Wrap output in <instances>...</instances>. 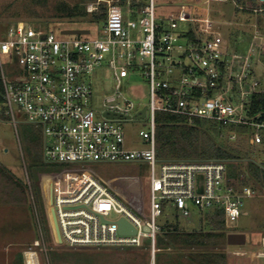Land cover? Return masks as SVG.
Listing matches in <instances>:
<instances>
[{
	"label": "built area",
	"instance_id": "1",
	"mask_svg": "<svg viewBox=\"0 0 264 264\" xmlns=\"http://www.w3.org/2000/svg\"><path fill=\"white\" fill-rule=\"evenodd\" d=\"M157 1L146 0L139 10L131 7V0H127V10L121 0L94 1L90 12L101 2L108 4V12L100 33L92 38H65L15 22L0 40V123L17 128L20 113L41 132L44 161L74 167L50 180L62 244L70 248L137 247L150 239L149 264H156L157 236L163 230L158 217L167 209L189 218L194 209L218 208L232 228L244 213L245 198L255 195L258 186L264 190L263 185L254 187L249 182L231 183L224 159L162 160L157 156L158 110L183 115L190 125L196 118L214 121L230 130V141L243 133L252 149L264 153V110L254 112L251 107L254 94L264 91L256 74L261 45L249 42L246 50H237L238 44L223 36L224 20L211 11L213 2L231 1L240 11L245 6L238 0H202L206 8L200 12L196 2L166 0L164 4L177 6L178 12L164 21L157 15ZM263 4L264 0H257L252 8L255 15L264 11ZM180 22L190 27L182 28ZM3 55L9 57L11 67ZM103 62L114 68L118 83L105 108L97 111L91 105L90 73ZM10 68L17 69L12 80L8 79ZM120 72L149 79L152 98L145 105L144 118L149 116L150 122L149 130L140 131L147 142L143 148L127 144L122 122L144 119L139 114L144 106L122 89ZM87 162L149 164V211L140 212L122 199L84 166ZM111 212L118 217L109 218ZM121 218L136 233L120 232ZM260 245L263 250L257 255L264 257V235Z\"/></svg>",
	"mask_w": 264,
	"mask_h": 264
},
{
	"label": "rangeland",
	"instance_id": "2",
	"mask_svg": "<svg viewBox=\"0 0 264 264\" xmlns=\"http://www.w3.org/2000/svg\"><path fill=\"white\" fill-rule=\"evenodd\" d=\"M94 1L96 0H0V40L6 37L9 25L15 22L30 23L35 28L52 30L65 38L95 37L103 28L104 21L96 23L90 21V18L66 17L62 15L61 10L62 6L82 3L90 13L88 9ZM189 1L196 2L198 4L196 8L200 12L205 11L206 4L202 0ZM164 3L166 0L157 1V15L166 21L169 16L178 12V7ZM211 11L216 18L224 20L221 30L228 42L233 45L234 43L239 45L245 41H248V44L254 41L260 43L262 56H256L258 61L256 74L260 81V88L264 89V18L261 19L257 15L252 16L242 11L238 12L231 1L213 2ZM180 24L182 28L190 27L188 22H180ZM68 28H87L91 32L88 34L61 33L63 29ZM237 31L238 36L234 34ZM3 60L8 63V67H11L8 56L3 55ZM15 72H17L15 68L7 70L9 80L13 79ZM120 75L123 79L122 89L129 98L138 105L141 103L142 107L150 103L152 97L148 78H143L136 73L129 75L128 72H120ZM90 77L93 85L91 105L97 111L102 110L105 108L106 99L117 89V75L114 68L107 62H103L94 68ZM17 120L19 121L17 128L13 123H0V245L12 243L15 246L16 240L23 238L21 236L24 230L27 232L32 226L29 230L30 234L39 239V244L35 247L45 264H57L58 262L60 264H149L152 258L150 239H144V243L137 247L117 245L70 248L65 244L55 242L47 214L46 189L51 179L56 178L62 171L72 170L74 167L35 163L33 157L37 155L41 159L43 155L42 144L35 142V127L20 113H17ZM149 122V116L144 119H129L122 122L127 144L130 147L147 146L140 131L149 130ZM253 153L250 159L258 163L264 162V153L256 150ZM84 166L100 177L136 210L145 211V213L149 211L151 178L149 164L144 162H87ZM157 166L160 167V162ZM3 175L11 177L16 188L22 190L20 193L16 191V196L18 199L25 198V200L18 203L3 202L2 198L5 195ZM31 181L36 205L31 197L33 194ZM242 209L244 213L233 223L232 228L226 223L224 231L226 237L232 232H245L247 234L246 244L229 245L226 242L220 246L195 248L169 245L159 246L160 251L181 252L183 255H186L187 250L223 251L227 255L228 264H264V257L257 256L258 252L263 250L257 243L264 235V190L258 186V192L255 195L245 198ZM206 211L201 212L194 209L192 217L184 218L173 209H167L164 215L158 217V222L164 229L166 225L178 223L180 227L188 230L196 228L209 230L210 227L204 214ZM117 217L118 214L115 212H111L109 216L111 219ZM14 249L15 247L12 248ZM233 250L246 252L234 254Z\"/></svg>",
	"mask_w": 264,
	"mask_h": 264
},
{
	"label": "trees",
	"instance_id": "3",
	"mask_svg": "<svg viewBox=\"0 0 264 264\" xmlns=\"http://www.w3.org/2000/svg\"><path fill=\"white\" fill-rule=\"evenodd\" d=\"M145 2L146 0H131V7L139 10L145 5ZM238 2L245 6V9L242 10L244 13L252 16L255 15L252 8L257 5V0H238ZM120 3L124 6V10H127V0H121ZM61 10L63 11L62 15L66 17L90 18V21L99 23L107 17L108 4L101 2L98 8L90 13L82 3L65 5L62 6ZM237 11L239 12L240 10L237 9ZM257 17L264 18V11L259 12ZM238 33V31L234 32L236 36H238ZM247 46L248 41H245L234 47L237 50H241ZM251 107L254 112L264 110V91L254 94ZM186 120L187 118L185 116L176 113L165 111L156 113V153L160 159H224L228 162V176L231 183L237 184L243 181L251 183L254 187L257 184L264 186V164L261 165L250 159L254 155V149L250 147L243 133L239 134L237 141H230V130L219 128L214 121L196 118L195 124L190 125ZM234 129L239 132L242 131L241 128ZM35 131V142L42 144L41 132L36 128ZM42 158L40 159V157L35 155L33 160L39 165L48 164L44 160L42 161ZM245 161L247 163H244ZM58 165L65 166L64 164ZM243 173L246 175L244 179L242 178ZM2 178L5 186V190L3 191L5 195L2 198L3 202L18 203L25 200V198L18 199L16 196V191L20 193L22 190L16 188L10 176L3 175ZM30 186L36 205L32 181ZM204 214L210 227L209 230L203 228L188 230L180 227L178 223L169 224L166 225L165 229L163 227L164 231L162 230V233L157 236L158 247L173 245L182 248H195L226 244L227 237L224 231L226 220L223 210L217 208L215 210H208ZM185 254L159 250L156 252L155 261L156 264H228L227 255L223 251H205L198 249L195 251L187 250Z\"/></svg>",
	"mask_w": 264,
	"mask_h": 264
},
{
	"label": "water",
	"instance_id": "4",
	"mask_svg": "<svg viewBox=\"0 0 264 264\" xmlns=\"http://www.w3.org/2000/svg\"><path fill=\"white\" fill-rule=\"evenodd\" d=\"M62 34H88L90 33V29L87 28H73V29H63L61 31ZM147 106L140 111V117L144 118L146 115ZM110 116H113L109 114ZM48 205H47V214L49 218V223L51 226L52 234L54 240L57 244H62V236L56 216L54 198H53V184L50 181L48 184ZM119 230L122 233H136V228L130 224L125 218H121L119 221ZM146 230H149L146 227ZM247 242V234L245 232H232L227 235V243L229 245H243Z\"/></svg>",
	"mask_w": 264,
	"mask_h": 264
},
{
	"label": "crops",
	"instance_id": "5",
	"mask_svg": "<svg viewBox=\"0 0 264 264\" xmlns=\"http://www.w3.org/2000/svg\"><path fill=\"white\" fill-rule=\"evenodd\" d=\"M31 228L32 226L28 229L27 232L26 230H24L21 236L23 238H19V240H16L15 246L12 243L0 245V264H28L27 257L29 252L33 253L34 261L37 264H45L43 260H41L40 254L35 247L39 239L31 236L29 231L31 230ZM260 242L261 239L257 243L258 246H261ZM13 247H15L14 250H12ZM57 264L60 263L58 262Z\"/></svg>",
	"mask_w": 264,
	"mask_h": 264
},
{
	"label": "bare ground",
	"instance_id": "6",
	"mask_svg": "<svg viewBox=\"0 0 264 264\" xmlns=\"http://www.w3.org/2000/svg\"><path fill=\"white\" fill-rule=\"evenodd\" d=\"M37 255V254H36ZM28 264H37L35 261H34V257H33V253L32 252H29L28 253Z\"/></svg>",
	"mask_w": 264,
	"mask_h": 264
},
{
	"label": "flooded vegetation",
	"instance_id": "7",
	"mask_svg": "<svg viewBox=\"0 0 264 264\" xmlns=\"http://www.w3.org/2000/svg\"><path fill=\"white\" fill-rule=\"evenodd\" d=\"M46 191H47V197H48V192H49V190H48V186H47V189H46Z\"/></svg>",
	"mask_w": 264,
	"mask_h": 264
}]
</instances>
